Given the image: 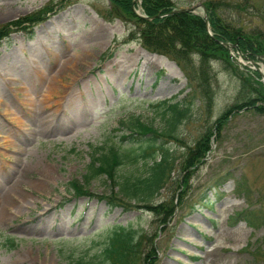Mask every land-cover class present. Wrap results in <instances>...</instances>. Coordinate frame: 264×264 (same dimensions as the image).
Segmentation results:
<instances>
[{
    "label": "rangeland",
    "instance_id": "374dc122",
    "mask_svg": "<svg viewBox=\"0 0 264 264\" xmlns=\"http://www.w3.org/2000/svg\"><path fill=\"white\" fill-rule=\"evenodd\" d=\"M61 1L0 0V26L54 4L44 21L14 29L0 43V264H84L101 253L119 224L146 236L145 254L153 243L150 264H264V112L234 111L193 174L184 170L189 147L236 102L240 76L213 61L210 99L194 95V82L179 63L146 49L131 35L133 23L108 15L110 0H74L65 7ZM173 1L179 8L209 0ZM213 1L233 24L264 28V0ZM68 62L82 71L76 79L63 76L69 88L61 95L63 81L54 75ZM31 65L44 68L47 80L30 81L37 73ZM166 101L190 107L178 127L180 139L164 143L175 163L171 182L153 199L177 203L170 221L159 226L146 208H111L78 196L70 183L76 179L92 193H110L105 176L85 183L95 148L130 147L122 134L132 117L165 129ZM146 162L121 172L142 175ZM13 195L23 211L12 209L4 218L5 196Z\"/></svg>",
    "mask_w": 264,
    "mask_h": 264
},
{
    "label": "trees",
    "instance_id": "16d2710c",
    "mask_svg": "<svg viewBox=\"0 0 264 264\" xmlns=\"http://www.w3.org/2000/svg\"><path fill=\"white\" fill-rule=\"evenodd\" d=\"M112 7L109 16H115L125 23H133L137 29L131 35L139 37L143 46L151 52L170 57L179 63L188 78L194 82L190 91L194 95H205L210 99L212 91L208 86L211 63L219 61L227 70L238 74L242 80L241 90L236 102L223 112L216 120L212 129L200 137L195 146L189 147L184 159V170L193 174L199 164L204 161L211 148V138L221 136L223 127L229 115L236 110L252 108L258 113L264 112V83L257 70L243 66L232 55L231 49L224 43L235 45L247 60L264 62V28H245L225 19L213 0L205 2L208 10L210 30L205 18L200 13L177 12L173 0H110ZM61 7L74 3V0H62ZM54 4H48L39 11L21 17L11 23L0 26V43L7 39L14 29L32 28L36 23L44 21L48 13L53 12ZM138 11V12H137ZM28 29V30H30ZM240 73H237V71ZM166 101L163 104L169 103ZM163 116L167 127L158 129L153 124L142 121L140 117H132L126 123V132L122 139L129 140L130 147L112 145L95 148L86 174L87 184L92 179L105 176V181L112 185L110 193L98 195L89 191L88 187L79 180H72L71 186L78 196L98 198L105 201L111 208L122 206L125 209L137 207L146 208L157 218L159 226L166 225L173 216L176 202L173 199L154 202L156 194L171 182L175 159L172 152L164 145L169 138L179 140L178 127L190 107H181L180 102L164 105ZM146 162L147 170L138 175L134 172H121L127 165H136L139 160ZM187 174L180 181L184 188L187 186ZM179 184L178 187H180ZM238 192L244 188L238 187ZM129 205V208L127 207ZM250 222L252 220H249ZM255 224L254 222H251ZM144 235L132 225H117L109 236L101 253L84 264H150V258L155 257L153 243L151 252H144ZM11 246L14 239L9 240ZM80 260L78 261V264Z\"/></svg>",
    "mask_w": 264,
    "mask_h": 264
},
{
    "label": "bare ground",
    "instance_id": "6f19581e",
    "mask_svg": "<svg viewBox=\"0 0 264 264\" xmlns=\"http://www.w3.org/2000/svg\"><path fill=\"white\" fill-rule=\"evenodd\" d=\"M55 63V62H53ZM52 64V63H51ZM78 63L74 64L72 62H68V63H62L59 66V70L56 72V74L54 75V77H56L54 80L61 82L63 81V83L59 86L60 94L64 95L67 91V89L69 88L68 84L63 80V76L67 75V74H71L74 78L76 79V77L81 74L80 72L82 71L80 68H78ZM31 70L36 71V74L31 75L30 77V81H34V82H43L47 80V76L44 71V68H40V66L35 67L34 65H31L29 67ZM77 75V76H76ZM61 76L62 79L58 80L57 78ZM72 79V80H73ZM65 82V83H64ZM14 203H17L16 205ZM12 206H16L15 208H13ZM23 206L24 204L22 202L19 201L18 197H15V195L12 196V198L8 197V200L5 196V203L4 205H2V211H1V216L4 218H8L9 214L12 213V209H14L15 213L20 214L23 211Z\"/></svg>",
    "mask_w": 264,
    "mask_h": 264
},
{
    "label": "water",
    "instance_id": "95a60500",
    "mask_svg": "<svg viewBox=\"0 0 264 264\" xmlns=\"http://www.w3.org/2000/svg\"><path fill=\"white\" fill-rule=\"evenodd\" d=\"M137 1V0H135ZM203 7L204 8V11H205V18H206V22L208 24V16H207V10L206 8L204 7L203 4H199V5H195V6H191V7H187V8H179V9H176L174 11H172L171 13H176V12H196L199 8ZM232 46V45H230ZM258 70L261 72L262 76L264 77V72L261 71L260 67H257Z\"/></svg>",
    "mask_w": 264,
    "mask_h": 264
}]
</instances>
